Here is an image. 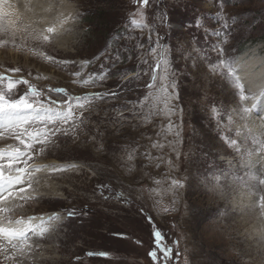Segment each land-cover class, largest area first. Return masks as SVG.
Returning <instances> with one entry per match:
<instances>
[{
    "label": "rangeland",
    "instance_id": "1",
    "mask_svg": "<svg viewBox=\"0 0 264 264\" xmlns=\"http://www.w3.org/2000/svg\"><path fill=\"white\" fill-rule=\"evenodd\" d=\"M16 1L33 2L0 0V74L28 80L44 94L32 99L58 101L51 105L55 109L65 97L54 88L72 96L114 91L118 83L125 90L119 98L81 101L90 105L84 135L58 133L47 144L35 143L26 163L0 160L5 176L17 175V168L42 169L30 186L25 180L12 197L5 194L0 221L32 217L36 231L47 229L43 236L30 232L34 238L11 250L0 243V264H153V228L173 249L168 264H264V0H149L147 6L137 0H45L42 16L51 19H27ZM46 19L52 27L40 26ZM132 19L145 27L135 28ZM105 49L108 55L126 49L131 60L125 58L104 82L75 83L77 71L81 80L100 72ZM157 62L155 86L149 88L150 66ZM242 70L258 73L263 87L252 88L240 77ZM235 76L248 101L239 98ZM162 85H175L168 88L178 96L171 103L182 110L170 120L163 115ZM0 92L18 99L28 85L9 91L4 80ZM42 127L37 122L30 131ZM4 134L1 151L25 150L14 135ZM72 164L78 167L68 168ZM52 166L68 170L54 172ZM102 184L111 191L101 195ZM11 200L22 205L13 208ZM69 209L80 215L69 218ZM53 214L59 222L48 221ZM25 227L21 223L17 231Z\"/></svg>",
    "mask_w": 264,
    "mask_h": 264
},
{
    "label": "snow or ice",
    "instance_id": "2",
    "mask_svg": "<svg viewBox=\"0 0 264 264\" xmlns=\"http://www.w3.org/2000/svg\"><path fill=\"white\" fill-rule=\"evenodd\" d=\"M138 3H141L142 6H147L149 4V0H137ZM131 24L138 29H143L145 25L136 19L131 20ZM139 47H143L140 45ZM107 49H105V64H101V70L99 73H94L89 75L84 79H79L81 77V72L77 71L73 73L77 80L74 81L75 83H80L83 85H96L98 83L106 81L110 75H114L113 69H115L120 63L123 62L125 58L131 60V56L128 55L125 57L124 52L126 49L123 50H116L114 53L108 55ZM151 52L155 53L156 49L153 47L150 49ZM98 59V58H97ZM51 62H58L62 64H68L69 61H55L54 58L50 59ZM88 63V62H85ZM144 64H148V61H143ZM167 63V62H165ZM83 66V65H82ZM153 68L152 73V84H149L148 87L155 86L156 80V70L160 68L159 62H157L154 66H150ZM12 72H19V68L11 69ZM229 75H234L231 71ZM124 80H127V74L123 76ZM139 79V75L135 77ZM8 80V89L11 91L14 86L19 84L28 85V92H25L24 95L20 96L18 99H13L8 97L5 93L0 92V136L7 131L9 134L14 135L16 139L20 141V144L25 146V150L21 151L18 148L13 149L11 152L7 151H0V160L4 158L9 159V161H25L26 158H31V150L35 143L47 144L50 137L56 136L58 133L61 135H68L70 132L74 136L84 135L83 129L88 128V124L86 123V118L84 117V110L90 108L89 104L82 103L81 101H94V100H106L109 98H119L121 93L125 90L123 83H118L116 85V90L114 91H107V92H96V93H89L83 96H72L66 89L64 88H54L51 89L52 92H55L57 95H62L65 97L63 101V106L59 109L53 108L51 105H56L58 101H49L48 105L45 103L34 100L32 97H40L44 95L42 92L38 91L35 86L30 85L29 81L26 79H19L13 81L10 77H6L0 74V81ZM235 83L236 87L239 89L240 92V99L244 101H248L249 97L244 94V84L240 83V77L235 76ZM172 87L175 88V85H162L161 91L164 93L163 99V115L168 117L169 120L172 115H176L178 111H182L178 108V106L172 105L171 101L178 99V96L175 92H168V88ZM29 93L31 96H29ZM147 99V97H145ZM255 99V97H253ZM72 101H76L75 109L80 110V117L77 119L75 116V109L73 107ZM262 102H264V98H262ZM247 111V110H246ZM122 115V114H121ZM133 117H135V112L133 111ZM71 121V125L69 128L60 127V124H67ZM39 122V124L43 125L42 128L35 131H30V128L34 124ZM48 125H52V127H48ZM82 126V127H81ZM171 123L169 124V128H171ZM179 127V126H177ZM80 128V132L77 133L76 129ZM179 136V132L176 133ZM91 140L95 142L96 136L93 135ZM179 143V141H177ZM235 143V141L233 142ZM154 147L159 146L163 147V145H153ZM102 147V146H101ZM41 152L44 150L41 147ZM173 151H176L179 154L178 149L173 147ZM131 159V157H129ZM171 163V162H169ZM8 167H11V163H9ZM78 166L75 164L69 165L68 168H77ZM68 168H59L56 166H52V171H67ZM42 169L38 166H34L31 171L29 172L27 168H17L16 172L17 175L14 177L9 175L5 176L3 171V165L0 164V201L6 200L8 195H12V189L16 185L24 184L26 180L25 173H27V180L29 186L32 182H34L37 177H35L34 173L40 172ZM92 175H95L93 172ZM172 184L177 187H182L179 181H172ZM98 189L103 195L104 189H108L111 191V188L107 184L98 185ZM23 191V189H21ZM19 195V193H17ZM117 197H123V193H117ZM22 199H27L28 197H21ZM107 198V197H105ZM87 213V209L85 210V214ZM80 213L76 209H69L67 211V216L69 218H74L79 216ZM34 218L30 217L26 223V227L23 231H16V230H9V229H0V236L8 239V240H28V235L30 232L35 233L37 236H43L44 229L42 231H36V228L33 227L32 221ZM43 221V218H39ZM61 219L59 214H53L52 216L48 217V221H57L59 222ZM149 226H153L154 222L151 216H146ZM55 228L53 227L52 230ZM112 235L118 239H125L126 235L122 232H113ZM154 247L153 250L148 253L150 256L153 264H161V256L163 260V264H168V261L172 258V251L173 249L169 247L159 229L153 228L151 233ZM139 243V241H138ZM178 244V242H176ZM158 253L161 256H158ZM88 256H97V257H108L109 253L107 252H89L87 253Z\"/></svg>",
    "mask_w": 264,
    "mask_h": 264
},
{
    "label": "bare ground",
    "instance_id": "3",
    "mask_svg": "<svg viewBox=\"0 0 264 264\" xmlns=\"http://www.w3.org/2000/svg\"><path fill=\"white\" fill-rule=\"evenodd\" d=\"M18 1H20V0H18ZM24 1H26V0H24ZM44 1L45 0H33V2H32V4L31 5H28V3L27 4H23V3H21L22 1H20V2H17L16 1V5H18L17 7H19L18 9H16L20 14H22V15H26V14H28V18L27 19H29V18H34V19H37V18H47V19H51V16H50V14L48 15V16H42L45 12H47V11H45L46 9H47V6L44 4ZM27 2V1H26ZM52 4V3H51ZM20 5V6H19ZM63 5V4H62ZM69 8V7H68ZM6 9V8H5ZM8 9V8H7ZM53 10V9H52ZM10 11H12V8H10ZM52 13V12H51ZM19 14V15H20ZM44 20L42 23H41V25L40 26H43L44 24H47V26H51L52 27V25H51V22L50 21H48V20ZM13 22V21H12ZM53 23V22H52ZM246 72V71H245ZM245 72H244V70H242V72L240 73V77L241 78H243L245 81H246V83L248 82L249 83V85L252 87V88H254L255 90L257 89H259L260 87H263V85L261 84V82H262V80H261V77H260V75H258V73H256V74H249V75H245ZM247 78V79H246ZM260 82V83H259ZM262 85V86H261ZM253 89V90H254ZM264 98V97H263ZM252 102H254V100L252 101ZM261 112H262V114L264 115V102H262L261 101ZM264 117V116H263ZM262 121V120H261ZM260 130V129H259ZM5 135V134H4ZM2 149V148H1ZM1 149H0V151H1ZM31 167V165L29 166V168ZM26 181H27V179H26ZM22 185H25V183L24 184H20V185H16L15 186V189L16 190H18V189H20V188H23V187H25V186H23L22 187ZM11 196V195H10ZM8 197H9V195H8ZM12 197V196H11ZM21 197H23V195H20V196H18V199H21ZM14 198V197H13ZM11 201H13V202H10V203H12L10 206L11 207H13V208H15V207H17V206H21L22 204H20V203H18L17 204V201L16 200H11ZM7 209V208H6ZM19 224H21L19 221H17V220H15V222H13V223H11V222H7V221H0V229H9V230H18V226H19ZM13 225H15L16 227L15 228H13L12 226ZM32 238H34V236L33 237H29L28 238V240H30V239H32ZM28 240H8V239H6V238H4V237H2V236H0V243H5L6 245H8V246H6L9 250H11V247H13V248H16V246H18L19 244H21L22 242H26V241H28ZM3 248H5V247H3ZM16 252H17V250H16ZM1 253L3 254V253H10V252H6V251H4V250H2L1 251ZM11 254V253H10Z\"/></svg>",
    "mask_w": 264,
    "mask_h": 264
}]
</instances>
